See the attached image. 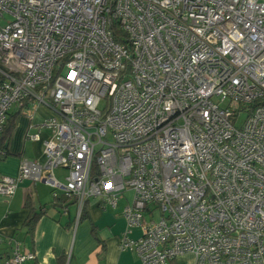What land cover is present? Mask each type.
Listing matches in <instances>:
<instances>
[{
  "label": "built area",
  "instance_id": "built-area-1",
  "mask_svg": "<svg viewBox=\"0 0 264 264\" xmlns=\"http://www.w3.org/2000/svg\"><path fill=\"white\" fill-rule=\"evenodd\" d=\"M33 102L43 160L1 195L43 182L77 222L131 190L119 248L140 264H264V0H0V135Z\"/></svg>",
  "mask_w": 264,
  "mask_h": 264
},
{
  "label": "crops",
  "instance_id": "crops-1",
  "mask_svg": "<svg viewBox=\"0 0 264 264\" xmlns=\"http://www.w3.org/2000/svg\"><path fill=\"white\" fill-rule=\"evenodd\" d=\"M18 109L16 106L10 113ZM35 109V121L52 115L50 109L43 106ZM19 115L15 118L8 141V154L0 160V174L15 175L21 157L43 160L42 142L26 139L29 120ZM42 137L45 138V134ZM57 171L66 173L64 168H57L55 175ZM37 183L25 179L12 196L0 194V264L3 256L9 254L14 246L21 251H32L35 254L32 264H140L134 252L119 248L120 236L125 229L122 209L132 199L131 190L122 193L115 209L98 198L87 199V215L75 222L76 203L71 201L68 210L63 213L50 205L49 186ZM28 195L31 196L32 206L37 210L44 209L32 233L27 232L23 225L28 215V209L24 207ZM139 234L138 229H133L129 236L137 237ZM194 261V256L187 253L177 256L168 264H194Z\"/></svg>",
  "mask_w": 264,
  "mask_h": 264
},
{
  "label": "trees",
  "instance_id": "trees-1",
  "mask_svg": "<svg viewBox=\"0 0 264 264\" xmlns=\"http://www.w3.org/2000/svg\"><path fill=\"white\" fill-rule=\"evenodd\" d=\"M21 109L22 107H19L17 111L11 112L8 115L3 131L0 135V160L4 159L8 154V141L14 128L15 118L20 113ZM30 197L31 196L28 195L25 199L24 207L28 209V215L23 225L26 228L27 232L32 233L36 222L44 213V209L41 208V210H37L34 206H32ZM71 201L75 202V199L60 194L57 197L51 198L50 205L55 208L61 209V207L65 205L68 206ZM87 204V200H85L81 207L79 220L87 215Z\"/></svg>",
  "mask_w": 264,
  "mask_h": 264
},
{
  "label": "rangeland",
  "instance_id": "rangeland-1",
  "mask_svg": "<svg viewBox=\"0 0 264 264\" xmlns=\"http://www.w3.org/2000/svg\"><path fill=\"white\" fill-rule=\"evenodd\" d=\"M34 104L33 105H31V106H29V107H23V109H22V112L21 113H19L18 115H19V117H27V119L29 120V123H28V127H27V132H26V134H25V136H26V139L27 140H29V141H41L42 142V139L44 138V137H42L43 136V134H45V137L48 135V131H46L45 129L44 130H42L39 134H40V138L39 139H32L29 135H31V134H34V133H36L37 132V125L38 124H40V123H42L45 119H43V120H41V121H35L34 119H33V114H34V112L36 111V109L35 108H37L38 106H43V107H45V108H47L44 104H41V103H37V102H33ZM37 106V107H36ZM14 107H16L15 105H13L12 106V108H11V110H14ZM28 109H29V111H28ZM17 115V116H18ZM244 116H245V113L244 112H241L240 113V115H239V118H238V121L236 122V125H239L240 124V122L242 121V119L244 118ZM21 160H31V159H29V158H27V157H21L20 158V161ZM19 161V162H20ZM63 174L64 173H62L61 171H57V173H56V175L59 177V179L60 180H63ZM4 174H0V178L3 176ZM36 182H38L39 183V185H40V183H43V182H40V181H36ZM37 183V184H38ZM43 184H45V183H43ZM47 185V184H46ZM49 186V185H48ZM49 188H50V186H49ZM48 197H51V193H49V195H48ZM75 205H77V203L75 204ZM111 208V207H110ZM125 219V218H124Z\"/></svg>",
  "mask_w": 264,
  "mask_h": 264
}]
</instances>
